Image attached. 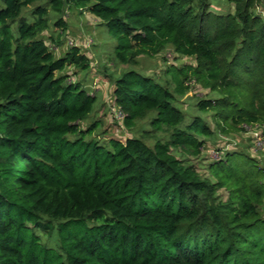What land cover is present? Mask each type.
I'll return each mask as SVG.
<instances>
[{"label":"trees","instance_id":"16d2710c","mask_svg":"<svg viewBox=\"0 0 264 264\" xmlns=\"http://www.w3.org/2000/svg\"><path fill=\"white\" fill-rule=\"evenodd\" d=\"M0 1V264H264V158L223 149L200 170L186 157L244 126L264 141L263 0ZM65 7L116 40L127 68L105 75L120 124L145 123L123 141L80 126L96 98L65 72L90 60L43 38L65 30L49 18ZM165 50L189 62L160 77L129 67ZM195 85L214 96L188 116L178 100Z\"/></svg>","mask_w":264,"mask_h":264},{"label":"rangeland","instance_id":"374dc122","mask_svg":"<svg viewBox=\"0 0 264 264\" xmlns=\"http://www.w3.org/2000/svg\"><path fill=\"white\" fill-rule=\"evenodd\" d=\"M34 5L24 9L22 14L30 18V10ZM217 6H220L219 9L223 10L227 8L226 4L221 3L213 5L212 9L218 10ZM2 7L3 4L0 1V8ZM258 12L264 18V5L258 7ZM57 16H61L65 22V30L62 31L61 28H55L50 25L48 33L43 32V38L48 45H50L49 34L53 33L54 38H57L59 45H50L54 55H62L69 47L77 46L80 53L86 54L90 60L89 68L86 70L79 71L74 68H68L65 72L69 76V81H79L85 86L88 93L95 95L96 98L94 111L80 123V126L84 128L93 121H98V126L93 135L99 141H105L108 138H116L123 141L126 136L134 135L136 131L143 128L142 126H145L144 122H138L135 127L128 129L111 118L109 113V106L114 104V102L112 101V84L110 77L107 75L112 74L115 76L120 70L127 68L125 65L114 63L112 55L116 43L115 38L88 12L79 13V10L67 7H65L62 14L49 11L51 20L57 18ZM187 62H189L188 58L176 57L173 52L165 50L155 56H141L137 59V64L129 67L142 70L148 76L156 74L160 77L163 75V69L167 65ZM106 73L107 75H105ZM212 96H214L213 93H209L195 85L192 88L189 87V90L179 97V107L186 115L191 116L195 113L193 104L198 98ZM207 121L209 122L210 120L207 118ZM209 124L210 128H212V123L209 122ZM257 131L259 132L260 128L243 127L237 132L228 134L216 133L206 140L199 157L187 155L186 157L200 170L205 168L206 163L217 159L223 149L244 152L252 155L257 160H261L264 158V141L260 133L258 137L253 135ZM150 141L148 140V142ZM219 193L223 194L224 192L220 190ZM36 233L47 246L57 245L58 238L54 233L48 235L39 229L36 230Z\"/></svg>","mask_w":264,"mask_h":264},{"label":"built area","instance_id":"2783aa9c","mask_svg":"<svg viewBox=\"0 0 264 264\" xmlns=\"http://www.w3.org/2000/svg\"><path fill=\"white\" fill-rule=\"evenodd\" d=\"M109 113L111 114L110 115L111 118H113L115 121H117V123H121L122 119L124 118V113L122 112V110L119 107H117L116 105H114V104H111L109 106ZM254 127L255 128H260L258 126H254ZM260 130H261V128H260ZM259 132L258 131L257 132H254L253 135L256 136V137H258Z\"/></svg>","mask_w":264,"mask_h":264}]
</instances>
